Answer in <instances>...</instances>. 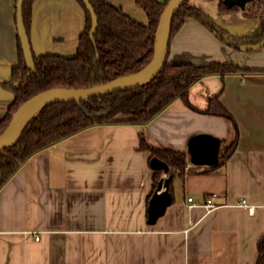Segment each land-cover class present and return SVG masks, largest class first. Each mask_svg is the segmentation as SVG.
<instances>
[{
	"label": "crops",
	"instance_id": "obj_1",
	"mask_svg": "<svg viewBox=\"0 0 264 264\" xmlns=\"http://www.w3.org/2000/svg\"><path fill=\"white\" fill-rule=\"evenodd\" d=\"M17 1L0 0V120L13 101L5 84L18 66ZM105 1L147 26L134 0ZM188 4L230 37L254 40L264 30L263 14L220 13L217 1ZM84 23L74 0H33L30 50L72 57ZM167 61L248 70L204 77L187 96L198 110L217 96L232 116L238 137L231 156L213 167L190 163L192 136L229 143L232 133L224 118L197 113L180 99L146 125L85 129L34 154L0 189V264H256L264 235V46L234 50L188 17L170 40ZM140 137L150 148L186 155L184 174L168 188L171 203L153 225L147 208L154 171ZM206 198L218 206L210 213L201 207Z\"/></svg>",
	"mask_w": 264,
	"mask_h": 264
},
{
	"label": "trees",
	"instance_id": "obj_2",
	"mask_svg": "<svg viewBox=\"0 0 264 264\" xmlns=\"http://www.w3.org/2000/svg\"><path fill=\"white\" fill-rule=\"evenodd\" d=\"M22 5L23 25L28 36L31 22V4ZM84 13V30L78 39L75 55L36 56L30 50V65L27 63L19 39L18 66L12 71V79L5 87L13 94V101L0 120V134L9 124L13 114L30 97L51 89H86L126 78L140 73L150 63L153 55L154 32L161 12L169 0H134L148 19L147 26L140 25L121 10L105 0H88L97 20L96 30L91 33V15L82 0H74ZM217 1L220 13L239 12L237 7L226 8L224 0ZM245 6L248 16L264 15V0H252ZM193 18L211 32L220 42L239 50L243 45L260 42L262 34L254 40L230 37L199 8L184 0L174 13L169 43L182 26L185 18ZM165 62L158 75L146 85L80 103H57L43 107L23 127L14 142L0 150V189L34 154L85 129L100 125H146L165 110L173 101L180 99L189 109L210 116L224 118L230 127L232 139L221 142L218 164H223L234 152L238 129L232 116L220 104L218 97L211 98L206 110H198L188 102L189 89L200 79L218 75L248 72L232 64L211 63L196 66L190 63L170 64ZM139 149L165 163L167 176L181 177L186 166V155L167 149L150 148L140 137ZM154 190L164 172L153 170ZM170 186V184H169ZM256 264H264V235L257 242Z\"/></svg>",
	"mask_w": 264,
	"mask_h": 264
},
{
	"label": "water",
	"instance_id": "obj_3",
	"mask_svg": "<svg viewBox=\"0 0 264 264\" xmlns=\"http://www.w3.org/2000/svg\"><path fill=\"white\" fill-rule=\"evenodd\" d=\"M82 1L91 15L92 27L90 34H92L96 30L97 20L88 0ZM251 1L252 0H224L223 4L228 9L237 7L240 10H244L245 5ZM183 2L184 0H169L165 5L159 16L154 32L152 59L144 70L130 77L116 79L86 89H51L30 97L20 105L13 114L7 127L0 134V150L8 148L14 142L15 138L19 135L29 119L43 107L57 103H80L113 93L133 90L151 82L158 75L165 62L171 21L174 13ZM23 3L24 0H18L16 4V30L24 57L30 65V47L22 19ZM263 46L264 38L255 44L243 45L240 49L243 51H251L260 49ZM33 110H35L34 113L22 124L26 115ZM220 145V139L209 134H197L192 136L188 141L187 147V154L190 163L194 166L202 167L216 166L219 161ZM149 165L152 170H162L165 174V176L158 181L148 202L147 223L153 225L156 220L164 214L166 208L171 203V195L168 188L172 177L167 176V173L169 172L168 166L157 158H152L149 161Z\"/></svg>",
	"mask_w": 264,
	"mask_h": 264
},
{
	"label": "built area",
	"instance_id": "obj_4",
	"mask_svg": "<svg viewBox=\"0 0 264 264\" xmlns=\"http://www.w3.org/2000/svg\"><path fill=\"white\" fill-rule=\"evenodd\" d=\"M188 202H192V199L188 198ZM240 206L246 207V203L244 200L241 201ZM201 207L205 210L206 213H210L215 210L218 206L213 203L211 198H206L204 199ZM35 240H38V237H35Z\"/></svg>",
	"mask_w": 264,
	"mask_h": 264
},
{
	"label": "bare ground",
	"instance_id": "obj_5",
	"mask_svg": "<svg viewBox=\"0 0 264 264\" xmlns=\"http://www.w3.org/2000/svg\"><path fill=\"white\" fill-rule=\"evenodd\" d=\"M145 73V72H144ZM34 111L35 110H33V111H31V112H29L27 115H26V117L24 118V120H23V122H22V124L34 113ZM21 124V125H22ZM21 127V126H20Z\"/></svg>",
	"mask_w": 264,
	"mask_h": 264
}]
</instances>
